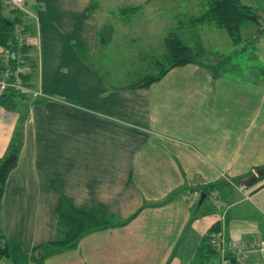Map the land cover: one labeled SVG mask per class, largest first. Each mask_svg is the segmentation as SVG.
Segmentation results:
<instances>
[{
	"label": "crops",
	"instance_id": "obj_1",
	"mask_svg": "<svg viewBox=\"0 0 264 264\" xmlns=\"http://www.w3.org/2000/svg\"><path fill=\"white\" fill-rule=\"evenodd\" d=\"M170 1L175 12L180 0ZM183 1L188 12L199 11L175 19L174 31L200 63L175 65L141 88L106 76L120 67L105 47L119 44L121 26L101 22L97 0L10 4L7 12L28 35L26 79L35 95L12 103L0 96V156L14 131L21 141L0 196L2 236L25 253L52 239L59 196L129 218L27 264H218L213 250L200 247L210 225L218 224L224 243L264 233V174L233 184L264 166V49L253 41L263 30L251 33L254 62L232 64L220 44L225 31L190 22L202 6ZM237 1L264 22V0ZM230 45L232 54L245 53ZM131 67L132 81L145 74ZM193 177L214 185L206 196L214 203L200 202L199 212L184 199ZM244 249L248 264H264L263 253Z\"/></svg>",
	"mask_w": 264,
	"mask_h": 264
},
{
	"label": "trees",
	"instance_id": "obj_2",
	"mask_svg": "<svg viewBox=\"0 0 264 264\" xmlns=\"http://www.w3.org/2000/svg\"><path fill=\"white\" fill-rule=\"evenodd\" d=\"M200 3L202 10L197 16L189 17L188 19L190 22L198 21L206 24L210 23L219 29L222 28L232 44H238L241 40L240 31L244 28L245 24L254 22L256 18H258L257 13H255L252 8L245 4H241L237 0H200ZM140 7H142L141 4L137 3V5L119 6L115 9L119 13V15H117L120 17L119 19L126 21L130 15L136 12ZM14 24H17V17L3 18L0 15V46L4 45L7 41L13 43L12 32L15 28ZM162 40L164 53L162 61L160 62L158 60L157 63H155L158 64L157 72L152 75H144L141 79L122 86V88L146 86L153 82V80L158 79L160 75L164 74L168 69L175 67V65H182L187 62L200 63L197 59V53L191 51L187 44L185 45L175 34H166L162 36ZM26 51L27 50H25V58L27 59ZM206 68L211 71L215 66L208 65ZM26 77L29 78L28 75H25V78ZM0 96L2 100L11 103L15 100H23L28 97L19 96L13 92L3 93L0 94ZM19 134V131H14L3 152L4 154L0 156V196L3 191L2 187L6 178L5 176L15 166L14 164L18 154L17 150L21 143ZM262 175L256 178H260ZM263 183L255 186V188L261 186ZM213 187L214 185L205 184L204 186H199L197 189L200 194H204L205 198L209 194L208 191L213 189ZM58 198V202L54 208L56 226L53 238L32 246L27 253L21 250L13 237L5 238L2 236L0 224V264H2V261L5 259H8V264H27L31 261L40 262L43 259L42 255L44 252L54 253L56 251L65 250L66 248H72L76 245L77 239L81 235L88 233V231L99 229L100 227L121 225L129 219L123 218L122 220H116L112 214H109L103 208L73 205L64 197L59 196ZM196 200L197 199H195V201ZM199 206L196 207L195 205V212L198 211ZM206 211H209V209H206ZM218 230L219 226L215 223L210 225L206 232L200 237V247L213 250L217 254V258L218 253L211 244L209 237L211 233L218 232Z\"/></svg>",
	"mask_w": 264,
	"mask_h": 264
},
{
	"label": "rangeland",
	"instance_id": "obj_3",
	"mask_svg": "<svg viewBox=\"0 0 264 264\" xmlns=\"http://www.w3.org/2000/svg\"><path fill=\"white\" fill-rule=\"evenodd\" d=\"M1 1H3V3L0 4V15L3 18H10L12 16L11 12H7L8 8L10 9L11 7L10 5L11 3H9L10 1L0 0V2ZM183 2H184L183 0H180L181 6L178 7L180 10L177 8L175 12H173L172 9L170 10V8H167L166 6L167 4L172 5V2L170 0H97L96 9L99 11L97 12V14L101 22H104L106 20L105 21L106 23L107 22L111 23L112 21L115 23V20H117L118 26H121L118 27V29H121V36L119 37L118 34H116V40L119 42V44L117 46H113L112 44H109L106 45L105 47L112 54V55L106 54L109 56L110 60L115 59L116 57L119 56L120 67L114 76L109 74H107L106 76H108L111 80L116 79L122 81L123 83H125L123 86H125L131 82H135L141 79L144 75H148V74L152 75L156 73L158 64L155 63H157L158 60L160 62L162 61L163 53H164L162 36L169 33L173 35L175 34L174 31L175 19L184 21L187 14L189 15V13H191L192 15H194L199 11L197 10L196 12L195 9H192L191 11L189 10L190 12H188L187 5L182 4ZM137 3H140L142 7L140 9L138 8L136 12L130 15L128 20L122 21L121 19H119L120 17L117 16L119 15V13L115 8L126 5H137ZM160 5H164L166 7H162L160 9L159 8ZM198 8L200 7H197L196 9ZM158 9H160L159 12ZM115 10H116V15H115ZM138 12L142 13V15L137 14ZM135 14H137V16ZM162 21L165 22V24H163ZM17 24H14V27H16ZM247 24L248 26L245 29L246 32L244 31L245 36H243L245 38L240 40L239 43L237 44L238 46L241 45L244 46L245 53L243 55H240V53L232 54L231 53L232 46L230 45L229 39L225 36L226 38L225 41V38L223 39L221 37L222 42H220V44L221 47L223 46L222 50L230 55L229 61L232 64H235L236 62L238 64L240 63L243 65L246 61H248L246 62L248 64L254 62V60H252L251 57L252 53L253 54L255 53L253 52L254 46L251 47L253 41L261 45L264 49V31L259 32L258 34L259 37H257V39L250 41L251 33L253 32L254 29L257 28V25L254 26L251 23H247ZM101 27H103L100 28L101 33L103 34V36L104 35L106 36L108 34V31H106V28H104L105 25ZM222 31L224 30L222 29ZM181 33L182 32H178V35H180ZM183 34H184V38L186 35H189L187 31L186 34L185 32H183ZM209 49L210 48H205L207 52L209 51ZM1 50L2 47H0V51ZM207 57L209 58L210 55H208ZM253 58H255V56H253ZM213 62L220 63L221 61L218 58L216 62L212 61V63ZM132 65L135 67H141L140 71L145 72V74L142 75L141 78L135 81H132L135 78L132 73L134 71L132 70L131 67ZM141 87H135V88H141ZM213 203H214V197L208 196L205 197V200L201 202V205L205 206ZM3 262H6V264L9 263L8 259L3 260L2 264Z\"/></svg>",
	"mask_w": 264,
	"mask_h": 264
},
{
	"label": "built area",
	"instance_id": "obj_4",
	"mask_svg": "<svg viewBox=\"0 0 264 264\" xmlns=\"http://www.w3.org/2000/svg\"><path fill=\"white\" fill-rule=\"evenodd\" d=\"M9 1L14 7H19L23 2V0ZM12 35L13 43L7 41L0 46L2 47L0 51V94L13 92L19 96L31 97L35 93L31 90L29 82L25 78L27 74L25 50L28 48V35L20 29L19 25L13 29ZM199 186V181L193 177L184 192V199L189 202L197 199L200 194L197 189ZM209 239L218 253V264H231L228 261V257L231 256L236 264H248L244 253V247L246 246L264 254V233L251 240L224 243L220 230H218V232L211 233Z\"/></svg>",
	"mask_w": 264,
	"mask_h": 264
},
{
	"label": "water",
	"instance_id": "obj_5",
	"mask_svg": "<svg viewBox=\"0 0 264 264\" xmlns=\"http://www.w3.org/2000/svg\"><path fill=\"white\" fill-rule=\"evenodd\" d=\"M256 23L257 26V30H263L264 31V22L261 21L260 19L256 18V20L254 21ZM264 173V166H262L261 168H256L253 171H251V173L244 177V178H239V180H234L233 184L235 185H242V186H248L251 184V182L253 180L256 179V177L262 175ZM204 198V194L201 193L199 194L195 204L196 207H198L200 205V202L203 200ZM228 261H230L231 264H236L235 261H233V257H228Z\"/></svg>",
	"mask_w": 264,
	"mask_h": 264
}]
</instances>
